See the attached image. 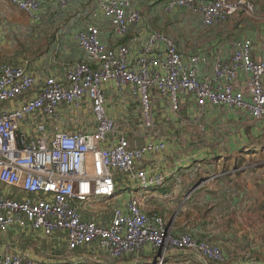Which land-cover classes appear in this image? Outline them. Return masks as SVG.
<instances>
[{"label": "built area", "instance_id": "2783aa9c", "mask_svg": "<svg viewBox=\"0 0 264 264\" xmlns=\"http://www.w3.org/2000/svg\"><path fill=\"white\" fill-rule=\"evenodd\" d=\"M7 1L37 17L38 0ZM57 1L63 7L68 0ZM132 3L99 0L120 37L143 19ZM254 8L252 0H166L162 10L194 9L209 27ZM74 39L85 59L61 77L36 83L24 67L0 64V236L26 231L68 253L93 247L113 259L135 258L150 245L158 251L154 264H164L172 250H194L202 264L224 261L217 245L174 234L163 216L143 210L137 191L148 194L165 182L153 161L147 167L168 145L159 111L167 109L174 125L191 99L199 110L224 105L264 120V36L222 38L186 54L173 38L152 30L131 58L126 44L104 45L94 24ZM111 82L128 101L121 118L107 111L103 85ZM124 192L128 196L119 199ZM91 201L100 203L97 220L83 218ZM2 241L0 264H36ZM53 264L76 262L62 257Z\"/></svg>", "mask_w": 264, "mask_h": 264}, {"label": "crops", "instance_id": "0c3cea01", "mask_svg": "<svg viewBox=\"0 0 264 264\" xmlns=\"http://www.w3.org/2000/svg\"><path fill=\"white\" fill-rule=\"evenodd\" d=\"M38 1L40 8L37 11V17L31 18L20 11L24 16V19L21 20L6 17L5 11L12 4L7 0H0V64L7 63L24 67L28 73L35 77L36 83H39L45 76L61 77L73 64L85 59L84 53L75 42L74 35L89 24H94L98 28L99 38L107 47L115 49L122 43L128 45L130 58L138 54L140 45L145 41L150 31L156 29L165 32L151 27L148 23L146 11L151 13L152 10H155L156 2H146L148 8L145 11L141 8L140 1L133 0V8L140 10L144 18L135 25H130L126 35L120 37L114 33L109 20L100 9L99 0H68L63 7L59 5L57 0ZM177 10L179 9L174 11ZM161 12L166 15L163 10ZM167 16L170 17V15ZM233 16L235 15L231 17ZM235 28L233 32L228 33L231 38L252 36L248 31L245 33H243V30L236 32ZM167 33L171 37L168 31ZM221 36V38L212 37V44L206 45V47L213 48L220 39L225 38L224 34H221ZM23 37L31 39V43L26 44L22 50H18L19 41ZM232 40L228 38V41ZM206 47L198 48L193 52L202 51ZM180 50L182 51V49ZM226 51H228V48ZM182 52L186 54L193 53ZM103 89L106 95L108 113L113 118H121L124 113L121 110L128 103L127 98L115 92L112 82L104 84ZM158 114L162 118L160 119V126L164 138L168 140V145L164 152L149 157L151 159L149 164L147 163V167H150L151 161H153L156 164V173L162 174L166 178L162 187L152 189L148 194L137 191L140 196V203L142 199H154L163 196L165 199H174L178 195L170 194V190H166L167 187L172 184L177 186L188 183V180L193 177L191 183H198L195 185L196 189L189 193L194 194L205 184L213 181L218 182L217 179L213 180V178L224 174L223 170L228 166V162L237 163L246 159L247 154L261 156L264 152V120H255L247 112L228 108L224 105L199 110L193 105L191 99H187L180 107L181 119L175 121L174 125L170 126L169 119L171 115L167 109L159 111ZM144 140L145 137L136 139L133 145L138 146ZM186 142L189 145H185ZM221 158H224V169L222 171L215 176L207 173L206 175L201 174L206 172L204 170L206 164L213 162L217 166V161ZM229 166L230 170L226 172H228V177L233 183L235 172L239 168L231 164ZM232 183H230V186H232ZM254 184L262 185L263 178L255 177ZM127 196L128 192H124L119 199ZM258 199V195L255 194H253L252 199L245 196V200L249 204ZM241 200V195L234 197V201L240 202ZM91 202L92 204H87L84 207L83 218L97 220L99 217L98 211L101 209L100 203H97L98 201ZM97 206L98 208H95ZM258 206L259 216L264 217V201L262 205L258 204ZM160 215L164 217V215ZM0 239L3 240L2 242L9 243L14 251L29 253L36 264H53L62 257H67V259L75 261L76 264H154L156 256L153 247L150 245L145 246L143 251L135 258L130 256L113 259L100 253L98 249H93V247L68 253L63 245L52 247L55 242H52L51 245L46 244L43 242L44 239H40L26 231L25 233L12 231L6 236L1 235ZM36 244L39 246L43 244L49 256L42 257L34 254L32 250L36 252L34 249V247H37ZM239 246L244 251L241 259L229 263L264 264L263 246L257 244L253 247L249 245ZM254 249L256 251H252ZM225 254L228 253L225 252ZM171 255H175L174 252L168 254L164 264H168L170 261L172 264H194L196 260L193 258V254H179L182 256L181 259L173 260L169 258ZM230 257L232 256L228 254V258Z\"/></svg>", "mask_w": 264, "mask_h": 264}, {"label": "rangeland", "instance_id": "374dc122", "mask_svg": "<svg viewBox=\"0 0 264 264\" xmlns=\"http://www.w3.org/2000/svg\"><path fill=\"white\" fill-rule=\"evenodd\" d=\"M252 1L255 8L254 12L250 15L239 12L226 21L210 27H205L201 24L199 13L194 9H179L164 15L161 12V8H163L165 2L162 6L155 4V10H152L151 13L150 11H146L148 8L147 4L151 1L145 0L140 2V6L146 11L148 23L151 27L161 30L166 29L172 38L174 36V40L178 41L181 39V41H183L179 44L180 47H183L180 48L182 51L193 52L198 48L212 44L211 38H221V34H224L225 38H229V40L236 38H231L228 35L229 32L234 31V27H236V32L243 30V33H245L248 31L253 39L261 40L264 34V31H262L264 30V0ZM5 15L13 19H24L22 12L12 5L8 6ZM167 15H170V17ZM142 17L144 18V16ZM29 43H31V39L23 37L19 41L17 49L22 50L24 46ZM263 153L261 154V156L263 155L262 157L260 155L251 156L247 154L246 159L238 161L239 169L235 172L236 175L235 178H233V183L231 181L232 186L228 187L231 191L229 194L227 188L226 202H223L221 197V185L215 181L200 187L194 194L189 193L196 189V186L193 187L191 183L193 177L191 180H188V183L177 186H173L172 184L167 187L166 190H170V194L178 195L176 198L165 199L163 196L154 199H142L141 207L147 212H156L164 215V219H167L170 221V224H173L172 233L177 235L188 233L195 239H205L222 248L229 256L233 257L224 261L221 259L222 261L220 260L218 264H231L229 263L230 261H239L244 253L239 245H249L253 247L257 244L264 248V217L259 216L260 212H258V204L262 205L264 201ZM217 162V166L213 162L206 164L204 168L206 172H202L201 174L206 175L207 173L209 175H217L224 169V158H221ZM230 164L232 166L236 165L235 162H228V166L226 167L228 170H230ZM255 177L263 178V184H254ZM214 179L215 178H213V180ZM233 189H235V191H233ZM149 191H151V189ZM141 193L147 192L142 191ZM233 194L237 196L241 195L242 200L237 203H232L231 196ZM253 194L258 195L259 199L253 203H247L245 196H249V199H252ZM92 207L94 208V206ZM95 208H98V206ZM44 241L45 240H43V242ZM46 244L51 245V242L48 241ZM36 245L37 247H34L36 252L32 250L34 254L42 257L49 256L43 244H40V246L38 244ZM52 247H56L55 243ZM252 251H256V249ZM172 252H174L175 255L169 256L171 260L181 259V255L183 254H193V258L196 259L195 261H201V257H199L194 250H172L169 253ZM168 264H172V262L170 261Z\"/></svg>", "mask_w": 264, "mask_h": 264}, {"label": "trees", "instance_id": "16d2710c", "mask_svg": "<svg viewBox=\"0 0 264 264\" xmlns=\"http://www.w3.org/2000/svg\"><path fill=\"white\" fill-rule=\"evenodd\" d=\"M163 1L164 0H158L157 1V5H162V3H163ZM142 13V12H141ZM240 13H242V12H240ZM143 14V13H142ZM238 14V13H237ZM237 14H235V15H237ZM230 18V17H229ZM216 25V24H215ZM213 26V25H212ZM210 27V26H209ZM153 30H156V29H153ZM158 31H160V30H158ZM165 32V34H167L168 35V33H167V31L166 30H164ZM161 32H163V31H161ZM178 40V39H177ZM176 41V40H175ZM178 41H179V43H178ZM178 41H176L177 42V45H178V47H180V45L179 44H181V42H183V41H181V39L180 40H178ZM181 48V47H180ZM235 166H239V163L237 162L236 163V165ZM228 169L226 168L225 170H223V172H224V174H222V175H220V176H218V177H216L215 179H217V181H218V183H219V185H221L220 187L222 188L221 189V197H222V200H223V202H226V200H227V197H226V194H227V188L228 187H231L230 186V183H231V179H229V175H228V172H226ZM228 178V179H227ZM198 182H196V183H194V184H192V186L194 187L196 184H197ZM233 191H235V189H233ZM231 191H230V189L228 188V194L230 193ZM220 194V193H219ZM237 195H232L231 196V202L232 203H237L238 201H234V197H236ZM45 243H46V241H44ZM54 246V245H53ZM153 249V248H152ZM221 250H222V252H223V256H224V259L226 260V259H228V254H225V252L223 251V249L221 248ZM153 251H155V259H156V257L158 256V251H157V249H153ZM129 257V256H128ZM194 263H197V264H202V263H200V262H197V261H195Z\"/></svg>", "mask_w": 264, "mask_h": 264}]
</instances>
